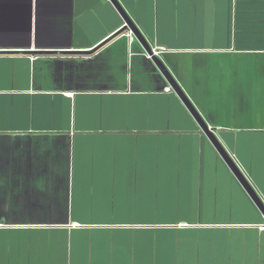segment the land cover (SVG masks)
<instances>
[{
    "label": "crops",
    "instance_id": "crops-1",
    "mask_svg": "<svg viewBox=\"0 0 264 264\" xmlns=\"http://www.w3.org/2000/svg\"><path fill=\"white\" fill-rule=\"evenodd\" d=\"M119 1L264 202V0ZM124 24L0 0V264H264V214Z\"/></svg>",
    "mask_w": 264,
    "mask_h": 264
},
{
    "label": "water",
    "instance_id": "water-1",
    "mask_svg": "<svg viewBox=\"0 0 264 264\" xmlns=\"http://www.w3.org/2000/svg\"><path fill=\"white\" fill-rule=\"evenodd\" d=\"M115 7L119 10V12L122 14L125 20L124 26L120 29L118 33H120L123 30H131L133 37L139 41L143 49L147 53H152V47L149 41L146 39L142 31L139 29V27L136 25L135 21L132 19V17L129 15L127 10L123 7V5L120 3L119 0H111ZM117 33V34H118ZM153 62L158 67V69L165 75L169 85L173 89V91L179 96V98L184 102L187 109L190 111V113L193 115L195 120L198 122L200 128L205 133V135L208 137V139L211 141V143L214 145L218 153L221 155L223 160L225 161L226 165L229 167V169L234 173L236 178L243 184L244 188L247 190V192L250 194V196L253 198L259 209L264 214V202L258 195V193L255 191L253 186L251 185L249 179L244 174V172L241 170L240 166L237 164V162L233 159L229 151L224 147L218 136L215 134V131L213 127H211L202 113L199 111V109L196 107V105L193 103V101L190 99V97L187 95V93L182 89L181 85L175 78L174 74L171 72V70L168 68V66L165 64V62L159 57V56H153L152 57Z\"/></svg>",
    "mask_w": 264,
    "mask_h": 264
},
{
    "label": "rangeland",
    "instance_id": "rangeland-1",
    "mask_svg": "<svg viewBox=\"0 0 264 264\" xmlns=\"http://www.w3.org/2000/svg\"><path fill=\"white\" fill-rule=\"evenodd\" d=\"M185 140H187V139H185ZM188 142L190 143L189 140H188ZM172 143H173V141H170V143H168V145H171ZM158 146H159V144L156 143V145H155V149L156 150H157ZM185 152H186V150L185 149H182V153H185ZM210 159H213V157L210 156ZM220 161L221 160H219L218 163H216V162L213 161L212 166H215L216 164H219V167H224V165H226V164L224 162H221L220 163ZM161 165L164 166L165 164L161 163ZM166 168H168V167H166ZM161 169L162 168L156 169V172H154V174L152 176L153 180H157V181L158 180H160V181H178V180H181L176 175V173H172V172H170L168 170H166V171L164 170L163 172H161ZM150 180H151V177H150ZM182 180H191V178H186L185 179V177L184 178L182 177ZM219 180H221V181H227V180H231V179H229L226 176H224L223 174H221L220 177H219Z\"/></svg>",
    "mask_w": 264,
    "mask_h": 264
},
{
    "label": "built area",
    "instance_id": "built-area-1",
    "mask_svg": "<svg viewBox=\"0 0 264 264\" xmlns=\"http://www.w3.org/2000/svg\"><path fill=\"white\" fill-rule=\"evenodd\" d=\"M124 34L133 38V35H132L131 30H127ZM165 51H167V49H166L165 47H163V46H156V45H155V46H152V53L150 54V53H147V52H146V55L148 56V58L152 59L153 56H159V57H160V55H161L162 53H164ZM165 91H166V92H170V91H172L171 86H170V85L166 86V87H165ZM231 156H232L233 159L236 161L235 157H234L233 155H231ZM236 162H237V164L239 165L238 161H236ZM239 166H240V165H239ZM242 171H243V170H242ZM260 228L264 229V223L260 225Z\"/></svg>",
    "mask_w": 264,
    "mask_h": 264
},
{
    "label": "flooded vegetation",
    "instance_id": "flooded-vegetation-1",
    "mask_svg": "<svg viewBox=\"0 0 264 264\" xmlns=\"http://www.w3.org/2000/svg\"><path fill=\"white\" fill-rule=\"evenodd\" d=\"M127 30H123L120 33H118L117 35H123Z\"/></svg>",
    "mask_w": 264,
    "mask_h": 264
}]
</instances>
